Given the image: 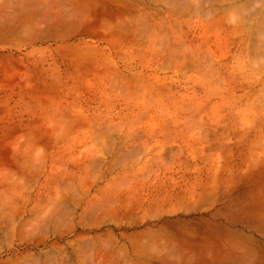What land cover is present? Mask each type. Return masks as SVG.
Instances as JSON below:
<instances>
[{
	"label": "rangeland",
	"instance_id": "obj_1",
	"mask_svg": "<svg viewBox=\"0 0 264 264\" xmlns=\"http://www.w3.org/2000/svg\"><path fill=\"white\" fill-rule=\"evenodd\" d=\"M0 264H264V0H0Z\"/></svg>",
	"mask_w": 264,
	"mask_h": 264
},
{
	"label": "crops",
	"instance_id": "obj_2",
	"mask_svg": "<svg viewBox=\"0 0 264 264\" xmlns=\"http://www.w3.org/2000/svg\"><path fill=\"white\" fill-rule=\"evenodd\" d=\"M217 185V184H216ZM222 185V184H221ZM223 186V185H222ZM213 187V186H212ZM216 209H218V207H216Z\"/></svg>",
	"mask_w": 264,
	"mask_h": 264
}]
</instances>
